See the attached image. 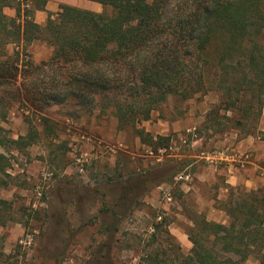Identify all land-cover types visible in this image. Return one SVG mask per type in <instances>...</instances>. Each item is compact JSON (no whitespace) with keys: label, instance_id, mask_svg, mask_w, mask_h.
Returning <instances> with one entry per match:
<instances>
[{"label":"trees","instance_id":"obj_1","mask_svg":"<svg viewBox=\"0 0 264 264\" xmlns=\"http://www.w3.org/2000/svg\"><path fill=\"white\" fill-rule=\"evenodd\" d=\"M86 1L109 11L62 5L43 26L28 10L23 20L19 15L8 17L5 9L14 7L12 0H0V54L14 42L23 44L24 50L36 41L53 48L42 66L27 65L22 89L8 88L15 87L21 76L19 60L0 63L1 121L18 100L38 112L52 106L75 109L76 118L110 111L121 130L131 128L144 142L152 140L157 151L168 148L169 139L153 138L139 126L171 97L187 101L215 91L224 109L234 114L237 127L260 120L264 0ZM44 122L48 125L49 120ZM38 138V131L30 128L27 135L13 139L0 125V148L7 152L0 154V188L8 187L11 179L12 157L7 150H22ZM150 176L130 177L123 187L125 199L139 188V197H144L167 182L156 178L151 182ZM220 208L228 223L210 221L203 214L193 219L188 233L193 246L190 254L177 256L178 264H245L254 256L264 264V193L231 188ZM12 212V202L0 198V228L13 221ZM3 255L0 250V262Z\"/></svg>","mask_w":264,"mask_h":264},{"label":"rangeland","instance_id":"obj_2","mask_svg":"<svg viewBox=\"0 0 264 264\" xmlns=\"http://www.w3.org/2000/svg\"><path fill=\"white\" fill-rule=\"evenodd\" d=\"M59 1L12 0L14 7L6 8L5 14L23 20L28 10L34 21L39 13L56 16ZM70 5L97 13L109 11L86 0H73ZM52 55L53 48L43 41L26 50L21 43L9 44L0 54V63L19 60L21 76L15 87L8 88L22 89L27 65L42 66ZM224 108L215 91L187 101L169 98L139 126L153 138L165 130L159 136L169 139V147L156 151L152 140L144 142L131 128L121 130L110 111L76 118L75 109L52 106L38 112L29 102H13L0 125L13 139L27 135L30 128L38 131L39 138L22 150H7L12 157L11 179L8 187L0 188V198L12 202L13 221L0 228L4 254L0 264H178L177 256L190 254L192 243L183 246L172 230L176 227L188 237L197 216L219 218L208 201L227 186L224 176L212 185L193 176L185 179L186 174L205 169L198 154L219 153L252 137L264 143V110L260 120L237 127L234 114ZM1 153L7 152L0 148ZM181 154L185 157L177 156ZM233 165L240 170L251 167ZM139 174L151 175V182L155 178L167 182L144 197H139V188L125 199L124 183ZM184 183L196 185L201 196L182 193ZM240 186L251 189L244 183ZM258 189L264 193V185ZM260 263L257 256L245 262Z\"/></svg>","mask_w":264,"mask_h":264},{"label":"crops","instance_id":"obj_3","mask_svg":"<svg viewBox=\"0 0 264 264\" xmlns=\"http://www.w3.org/2000/svg\"><path fill=\"white\" fill-rule=\"evenodd\" d=\"M72 1L73 0H60L59 2L62 5H70ZM56 11H59V9H57ZM50 16L53 15L47 16L43 15V13H39L35 22L44 26L47 24ZM164 131L165 130H163L162 132H157V135H162ZM210 154H216V152L209 153L206 151H202L200 154H198L199 159L203 161V166H205V169L202 171L203 174L200 173L193 175L192 173H189L185 175V179L188 180L191 178V176H193L197 182H203L207 185H212L213 183H216L215 181L221 178V176L225 177V183L227 184V186L225 188L220 187L218 189L217 197L208 201V203L211 202L212 204L211 210L215 213L217 212L220 219L216 216H210L208 220L227 224L228 216L224 212V210H221L220 204L227 199L231 188H242L240 185L244 183L247 187L251 188L249 190H257L259 185H264V143L259 141L255 137H252L247 140L231 144L226 150L219 152V154H223L220 157L209 160L206 156ZM177 156H181L182 158L185 157V155L182 156V154ZM243 158L248 159L247 164L251 165V167L246 170L234 168L235 165H233V162ZM224 164H226L224 168H221L219 166ZM180 189L182 193L187 194L191 191L193 192V194L196 193L201 196L196 185H187L186 183H184L180 186ZM206 202L207 201H205V203ZM216 204L217 207H215ZM172 233L179 238L183 246L190 247L191 242L186 236V233L181 232L179 229H176V227L172 230Z\"/></svg>","mask_w":264,"mask_h":264},{"label":"built area","instance_id":"obj_4","mask_svg":"<svg viewBox=\"0 0 264 264\" xmlns=\"http://www.w3.org/2000/svg\"><path fill=\"white\" fill-rule=\"evenodd\" d=\"M223 154H219V153H216V154H210V155H207L206 157H208L209 160H212L216 157H220L222 156ZM247 161L248 159L247 158H243V159H240L238 161H234L233 163L237 162L238 164H241L242 167H244L245 164H247ZM170 198V197H169Z\"/></svg>","mask_w":264,"mask_h":264}]
</instances>
